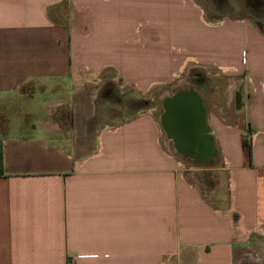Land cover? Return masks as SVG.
Returning a JSON list of instances; mask_svg holds the SVG:
<instances>
[{
  "label": "crops",
  "instance_id": "1",
  "mask_svg": "<svg viewBox=\"0 0 264 264\" xmlns=\"http://www.w3.org/2000/svg\"><path fill=\"white\" fill-rule=\"evenodd\" d=\"M169 1L0 0V264H264L262 18ZM195 71L228 84L199 96L198 149L155 115L96 119L114 92L195 99Z\"/></svg>",
  "mask_w": 264,
  "mask_h": 264
},
{
  "label": "rangeland",
  "instance_id": "2",
  "mask_svg": "<svg viewBox=\"0 0 264 264\" xmlns=\"http://www.w3.org/2000/svg\"><path fill=\"white\" fill-rule=\"evenodd\" d=\"M150 1L153 2L154 4L160 5L162 3V6H166L165 4H163V0H160L161 3H159L157 0H147V2H150ZM184 1L185 3L188 2L189 4L188 8L192 7V4L189 0H174V1H169V4H170V7H172L173 5L184 4L183 3ZM199 1L203 4V7L206 5V7H208V10H210L212 6H215L217 3L218 4L222 3V6H220V4L219 5L217 4L219 7L217 8L216 11L207 13L208 14L206 15L207 20L214 19L212 16H214L215 14H217L215 17L220 16L215 19H220V18L226 19L232 16H249L250 18H253V20L255 21L257 20L256 17L258 16V18L260 17L262 18L260 19L261 20L260 26H262V28L264 29V11L260 8L261 6L257 4L256 0L248 1L249 7H252V9L249 8L248 10L243 8L245 7L246 5L245 3L247 0H243V1L242 0H220V1L219 0H199ZM226 6H228L229 8ZM263 9H264V4H263ZM257 10L259 11L258 13H257ZM260 11H263V12H261L260 14ZM174 18H175L174 21L176 23H182L184 20L179 14V12H176V14L174 15ZM190 22L194 24L193 25L194 30H191V31L192 33L195 32L196 38L198 39L204 38L206 35V31L209 28L208 26L206 27L205 22L203 21V18L198 19V13H196L193 16V20H191ZM202 78H204L203 82H198L195 79V77L191 81H189L192 83L191 85L193 84L196 85V88H194L196 90V93H195L196 99L200 100L199 96H201V101H204L206 106H209V104L213 100H217L218 102H223L225 100L224 92L228 84L223 82L222 79H220V80H217L218 85L209 86L208 83L211 80L205 76H203ZM181 88L182 87H180V89L179 88L177 89L181 90ZM183 88L185 89L188 88L187 83L183 86ZM167 92H168V88H160V89H156L149 93H140V92H136L132 90L131 93L120 95L119 93L114 92V94H111V96L108 97L107 99L105 97H102L101 95L99 100L96 102V119L101 120L106 117L108 119L113 120L114 118L119 117L120 119L125 120L131 117L133 119L143 114L155 115L156 118H159L161 120L165 119L164 117H162V114L164 113V108H166V104H168L167 100L164 99V97H166L168 94ZM35 103L36 102H32L30 106H34ZM92 107L93 106L86 105L85 110H83L82 112L85 113V111H87L89 112L88 114H90L89 110H91ZM206 112L207 113L205 114H208V108H206ZM82 116H83L82 113H79L77 120L79 119V117H82ZM58 117H62L61 119L67 122L73 117L72 111L61 110L58 114ZM63 128L68 130L67 123H65ZM162 136L163 137L166 136L165 132H162ZM246 141L249 142L250 140H246ZM171 146L173 147L175 145L171 143ZM173 148L175 150V147ZM178 158H181V157H178ZM181 161L183 163L184 160L182 159ZM192 163L193 162L185 161L183 164L189 168L190 164Z\"/></svg>",
  "mask_w": 264,
  "mask_h": 264
},
{
  "label": "water",
  "instance_id": "3",
  "mask_svg": "<svg viewBox=\"0 0 264 264\" xmlns=\"http://www.w3.org/2000/svg\"><path fill=\"white\" fill-rule=\"evenodd\" d=\"M172 110L174 111L175 121L178 123H184L188 118V125L190 127L183 126L182 135L189 139H193V142L196 143L200 140V132L197 127H202V110L199 100L196 98H175L171 104ZM184 125V124H183ZM190 128V129H189ZM185 129V130H184ZM198 137V138H197Z\"/></svg>",
  "mask_w": 264,
  "mask_h": 264
},
{
  "label": "flooded vegetation",
  "instance_id": "4",
  "mask_svg": "<svg viewBox=\"0 0 264 264\" xmlns=\"http://www.w3.org/2000/svg\"><path fill=\"white\" fill-rule=\"evenodd\" d=\"M194 77H195V79L198 81V82H203L204 81V78H202V73H201V71H196V72H194ZM208 85H209V83H208ZM192 86H195V88H196V85H192ZM225 97V96H224ZM174 115V111L172 110V107H171V110H170V113H169V115H167V117L165 116L164 118H167V124H168V131L170 132V134L172 135V137H175V141L177 142H175L176 143V146H177V148L178 147H181V145H191V146H193L195 149H198L197 147L200 145L199 143H195V144H193L194 142H193V139H189V138H187L186 139V137L185 136H183L182 135V132H184L183 130H182V127L183 126H186V127H190L189 125H188V118L187 119H185V120H187V121H184V123H178V122H176L174 119H175V117L173 116ZM166 120V119H165ZM171 122H173L174 124H175V128H170V126H171ZM184 124V125H183ZM199 130H201L202 128L201 127H197ZM190 129V128H189ZM178 130V134H180V136H178L174 131H177ZM185 130V129H184ZM203 130V129H202ZM202 133V131L200 132V134ZM198 138V137H197ZM196 145V146H195ZM193 147H191V148H193ZM200 147V146H199ZM189 149V148H188ZM191 150H192V152H193V149H189V151L191 152Z\"/></svg>",
  "mask_w": 264,
  "mask_h": 264
},
{
  "label": "trees",
  "instance_id": "5",
  "mask_svg": "<svg viewBox=\"0 0 264 264\" xmlns=\"http://www.w3.org/2000/svg\"><path fill=\"white\" fill-rule=\"evenodd\" d=\"M259 27H260V30L262 32H264V29L262 28V26L259 25ZM243 146H244V148H245V150H246V152L248 154V157H251V144H250V141L248 142V141L244 140Z\"/></svg>",
  "mask_w": 264,
  "mask_h": 264
},
{
  "label": "bare ground",
  "instance_id": "6",
  "mask_svg": "<svg viewBox=\"0 0 264 264\" xmlns=\"http://www.w3.org/2000/svg\"><path fill=\"white\" fill-rule=\"evenodd\" d=\"M188 95H189V94H188ZM181 96H182V95H181ZM177 97H179V96H177ZM172 100H173V98H172V99H169V100L167 99V102H168V104H166V110H167V111H168L167 107H169V104H170L169 102L172 101ZM165 119H167V118H165ZM165 119H164V120H165Z\"/></svg>",
  "mask_w": 264,
  "mask_h": 264
}]
</instances>
